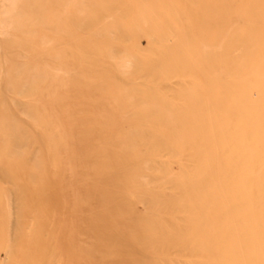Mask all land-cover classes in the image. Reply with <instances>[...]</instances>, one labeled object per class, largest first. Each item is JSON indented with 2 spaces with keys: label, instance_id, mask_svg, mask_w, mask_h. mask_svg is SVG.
Segmentation results:
<instances>
[{
  "label": "bare ground",
  "instance_id": "obj_1",
  "mask_svg": "<svg viewBox=\"0 0 264 264\" xmlns=\"http://www.w3.org/2000/svg\"><path fill=\"white\" fill-rule=\"evenodd\" d=\"M176 256L264 264V0H0V264Z\"/></svg>",
  "mask_w": 264,
  "mask_h": 264
},
{
  "label": "rangeland",
  "instance_id": "obj_2",
  "mask_svg": "<svg viewBox=\"0 0 264 264\" xmlns=\"http://www.w3.org/2000/svg\"><path fill=\"white\" fill-rule=\"evenodd\" d=\"M138 188H145V187H138ZM175 188H184V189H198L199 187H196V186H188V187H175ZM205 188H207V189H213V190H223V189H235V190H242V189H245V188H248V187H244V186H208V187H205ZM117 201H113L112 202V204L115 206V205H117ZM138 203H136L135 204V202H133V201H129V202H127L126 203V206L127 207H130V208H133V207H135V205H137ZM231 205H233L234 206V204L233 203H231ZM232 206H230V207H228V208H231ZM198 208V207H197ZM248 221L249 222H251V221H254V219H252V218H248ZM194 222H195V224H197L198 226H199V228H198V230H197V234H198V237H205L204 236V233H203V221L202 220H198V219H196V220H194ZM243 223H244V221H242ZM213 224H215V223H213ZM212 224V225H213ZM233 244H234V241H233V239L231 238V239H227V238H222V239H218V241H217V245L219 246V247H224V249L226 248V247H231V246H233ZM172 259H174V260H176V263H178L180 260H182V262H183V264H204L202 261H197V260H195V259H193V258H189V257H184V258H179L178 256H176L175 258H172ZM239 262V264H243L244 262L246 263V264H253V262H254V260H253V258H251V257H247V258H243V256H241L240 257V260L238 261ZM214 264H224V263H214ZM225 264H227V261H226V263ZM228 264H231V262L229 261V263Z\"/></svg>",
  "mask_w": 264,
  "mask_h": 264
}]
</instances>
